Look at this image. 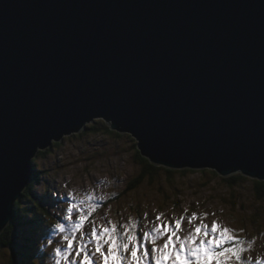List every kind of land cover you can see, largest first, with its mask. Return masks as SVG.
<instances>
[{
  "label": "water",
  "instance_id": "obj_1",
  "mask_svg": "<svg viewBox=\"0 0 264 264\" xmlns=\"http://www.w3.org/2000/svg\"><path fill=\"white\" fill-rule=\"evenodd\" d=\"M96 119L156 166L264 181V0H0V235Z\"/></svg>",
  "mask_w": 264,
  "mask_h": 264
},
{
  "label": "clouds",
  "instance_id": "obj_2",
  "mask_svg": "<svg viewBox=\"0 0 264 264\" xmlns=\"http://www.w3.org/2000/svg\"><path fill=\"white\" fill-rule=\"evenodd\" d=\"M124 190L109 174L66 189L60 219L30 245L26 264H264V231L253 234L223 208L173 211L153 192Z\"/></svg>",
  "mask_w": 264,
  "mask_h": 264
},
{
  "label": "rangeland",
  "instance_id": "obj_3",
  "mask_svg": "<svg viewBox=\"0 0 264 264\" xmlns=\"http://www.w3.org/2000/svg\"><path fill=\"white\" fill-rule=\"evenodd\" d=\"M97 120L99 119L90 124ZM108 130L110 129L103 126H99L98 130L85 128L81 132L65 136L45 157L38 155L35 161L40 180L33 185L32 193L41 201L49 217L38 211V222L22 227L24 238L38 241L41 236L49 233V222L60 219L57 213L64 211L62 205L68 199L64 193L73 184H83L85 181L94 180L98 175L109 174L124 183L125 190L122 195L133 191L129 186L135 182L143 168L138 159L137 142L128 133ZM175 172H161L160 176L153 180L146 179L134 190L138 194L140 190H144V194L155 193L166 204L170 202L173 211L179 209L183 212V205H187L190 210H194L197 205L204 208L211 206V210L220 215L219 210L223 208L224 215L238 217L253 234L259 236L264 231V198L256 195L255 179L244 176L245 179L231 185L227 180L229 177H223L210 168H187ZM169 222L174 224L171 219ZM185 225L186 220L182 228ZM27 244L23 242V247L26 249L28 246L31 254L32 249ZM15 250L17 249L11 247L1 250L0 264H11V253Z\"/></svg>",
  "mask_w": 264,
  "mask_h": 264
},
{
  "label": "trees",
  "instance_id": "obj_4",
  "mask_svg": "<svg viewBox=\"0 0 264 264\" xmlns=\"http://www.w3.org/2000/svg\"><path fill=\"white\" fill-rule=\"evenodd\" d=\"M104 121H105L104 119H99L94 124H90V123H89L90 125L87 124L85 128L87 129L89 127V129L91 130H98L99 126H103L105 127V129H110L108 130L110 132L116 131V130H112L111 128H109ZM129 135L132 136L131 134ZM54 145L58 146L59 143H55ZM136 148H137V144H136ZM50 150L51 148L47 151H40V155H43L45 157ZM137 152H138L139 162L142 164L143 168H142V172L140 173V175H138V177L134 180L135 182L129 186L130 190L137 189L148 178L150 180L157 178L158 176L161 175L160 174L161 172H166V174L176 173L175 170H171L163 166H156L152 164L148 159L144 158L141 155L138 148H137ZM34 166H35L34 169L36 170L34 178L30 186L28 187V189L24 192L23 198L20 201L16 202L15 213H14L11 223L8 225L6 230L0 235V251L3 250L5 247H11V248L17 249L13 251V253H11L12 255L11 264H26V260L31 254H29L28 246L26 249H24L25 246L23 245V242H27L28 243L27 245L33 244V247L35 246L37 242L36 240H34V238H24L21 233L22 227L24 226L27 227L26 224L37 223L38 222V218H37L38 211L41 212V215L49 217L47 210L45 209V207L41 205V201H39L36 198V196L32 193L33 185L40 180L39 172H38L39 168L37 167V163L35 160H34ZM241 179H245V177L242 174H235L227 178V180L230 182L231 185L237 184ZM254 183L256 187V195L258 196V198H264V181H259L255 179ZM26 199H28L27 200L28 203L25 206ZM18 248L20 250H18ZM30 253H31V250H30Z\"/></svg>",
  "mask_w": 264,
  "mask_h": 264
},
{
  "label": "snow or ice",
  "instance_id": "obj_5",
  "mask_svg": "<svg viewBox=\"0 0 264 264\" xmlns=\"http://www.w3.org/2000/svg\"><path fill=\"white\" fill-rule=\"evenodd\" d=\"M176 223L179 224V226L182 228V225H183L184 221H182V220H178ZM161 227H164V226L161 225ZM168 227H169V228H172V231H173V232L176 231V228H175V227L173 226V224H171L170 222H169ZM221 247H223V246H221Z\"/></svg>",
  "mask_w": 264,
  "mask_h": 264
}]
</instances>
